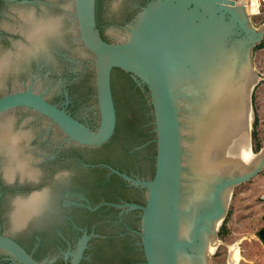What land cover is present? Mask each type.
I'll return each mask as SVG.
<instances>
[{
	"label": "water",
	"instance_id": "95a60500",
	"mask_svg": "<svg viewBox=\"0 0 264 264\" xmlns=\"http://www.w3.org/2000/svg\"><path fill=\"white\" fill-rule=\"evenodd\" d=\"M260 35L243 0H0V264H62L65 241L69 264H206L222 186L264 169V148L211 167L247 132ZM104 197L143 204L82 217ZM83 220L99 236L76 239Z\"/></svg>",
	"mask_w": 264,
	"mask_h": 264
},
{
	"label": "rangeland",
	"instance_id": "374dc122",
	"mask_svg": "<svg viewBox=\"0 0 264 264\" xmlns=\"http://www.w3.org/2000/svg\"><path fill=\"white\" fill-rule=\"evenodd\" d=\"M243 5L248 27L260 30L261 34L251 51L257 82L250 93L248 132L250 151L257 154L264 148V0H243ZM263 228L264 169L232 187L215 237L212 232V250H204L205 263L264 264V241L258 234Z\"/></svg>",
	"mask_w": 264,
	"mask_h": 264
},
{
	"label": "flooded vegetation",
	"instance_id": "af4514ba",
	"mask_svg": "<svg viewBox=\"0 0 264 264\" xmlns=\"http://www.w3.org/2000/svg\"><path fill=\"white\" fill-rule=\"evenodd\" d=\"M32 111V110H31ZM36 112V111H35ZM38 113V112H37ZM40 114V113H39ZM41 115V114H40ZM43 116V115H42ZM45 117V116H44ZM48 119V118H47ZM49 120V119H48ZM50 121V120H49ZM51 123V122H50ZM52 124H54V123H52ZM55 125V124H54ZM56 126V125H55ZM115 127H116V125H115ZM111 138V137H110ZM70 142H73V143H75V144H77V145H79V146H82V147H87V148H90V149H99V148H101V147H103V146H106V144H107V142L109 141H106V142H104V143H102L101 145H99V146H88V145H82V144H79V143H77V142H75V141H72V140H69ZM83 165H86V166H88L89 168H93V169H101L102 170V172H104V174L107 176V179H108V182H106V185H108L110 182H112V183H114V184H116V183H118V184H121V185H123L124 187H126L127 189H132V188H136V187H138V188H142L140 185H136V184H132L130 181H128V180H125V179H123L121 176H119L118 174H116V173H114V172H112L109 168H108V166L109 167H111V168H113V169H115V170H118L119 172H121V173H124V174H126V175H128V176H130V177H132V178H139V179H146V178H144V177H142V176H139V175H135V174H133V173H127V172H123V171H121V170H119V169H117V168H115V167H113V166H111V165H109V164H107V163H105V162H92V163H90V162H84L83 161V163H82ZM105 176V177H106ZM118 181V182H117ZM27 188V191H31V194L33 193V192H36V191H34V189L33 188H31V187H26ZM95 200H98V201H96V203L95 204H91L92 202H94ZM104 202H109V203H116V204H122V203H124V202H134V203H139V204H143V203H141V202H139V201H136V200H133V199H130V198H119V197H104V198H97V199H93V200H88V199H86V198H82V199H80V201L79 202H76V207L78 208V210L80 211V213H81V215H82V217H87V216H92V215H95V214H97V213H101V212H104L105 210H107V211H112V210H114V212L115 213H121V212H127V211H129L130 209H127L126 210V207H117V206H113V205H107V204H101V203H104ZM62 204H64V203H62ZM98 204H100L98 207H96L95 209H90V208H93V207H95L96 205H98ZM102 207V208H101ZM111 208H113V209H111ZM133 211H131V212H135V211H140V210H138V209H132ZM85 221L83 220V221H81V222H70V224H75V226H74V231H75V234H76V239H79L80 237H82L83 236V234L84 233H86V234H91V233H94L95 235L94 236H91L89 239H93V237H97V236H99L98 235V233H96L95 232V230H96V227H95V225H93L91 222H89V223H84ZM88 239V240H89ZM15 240V239H14ZM17 241V240H16ZM36 241V240H35ZM19 244H21L28 252H30L36 259H38V260H41V258H39V257H37L36 255H34V253H33V249H29V248H27L25 245H23L21 242H19V241H17ZM65 243H66V247L65 248H63V249H66V251L65 252H62L63 251V249H62V247H60V248H58V250H57V254L54 252V251H51V252H49V255H48V257H50L51 259H55V260H57L58 258H60V259H62V264H69L70 263V261H69V259H67V257H66V253L69 255L70 254V250L72 249V245H71V242H68V241H65ZM87 243H88V241H87ZM85 252H86V249H84V251H83V253H82V259L80 260V262H79V264H82V262H83V259L85 258ZM1 253H4L3 251H1L0 250V254ZM55 253V254H54ZM61 255H62V257H61ZM67 255V256H68ZM65 256V257H64Z\"/></svg>",
	"mask_w": 264,
	"mask_h": 264
},
{
	"label": "bare ground",
	"instance_id": "6f19581e",
	"mask_svg": "<svg viewBox=\"0 0 264 264\" xmlns=\"http://www.w3.org/2000/svg\"><path fill=\"white\" fill-rule=\"evenodd\" d=\"M249 118H250V110L247 106V132L245 133L242 139L234 140L233 145L230 148L228 145V140L222 137L219 147H225L224 152L217 154L215 161L211 165V167H217V172H221V171L224 172L226 170H230L231 172L233 171L235 163H226V161H242L241 166L234 173V175H238V174H242L246 172L245 170H247L248 167L252 164L254 160V156L257 154H253L250 151L249 133H248L249 132ZM231 189L232 188L230 187H225L224 185L222 186L220 205H219V210L222 209V211L221 212L218 211V215L215 217L214 228H208L205 245H204V250L206 251L212 250L213 246L211 245V242H210L212 240L211 239L212 232L214 231L213 237H215L216 228L224 217L226 206L230 198V194H231ZM204 255L206 256V252Z\"/></svg>",
	"mask_w": 264,
	"mask_h": 264
},
{
	"label": "clouds",
	"instance_id": "9594fccd",
	"mask_svg": "<svg viewBox=\"0 0 264 264\" xmlns=\"http://www.w3.org/2000/svg\"><path fill=\"white\" fill-rule=\"evenodd\" d=\"M69 175V173L67 172V171H65V172H60V173H57V179H59L61 176H68ZM15 206V201L13 202V207Z\"/></svg>",
	"mask_w": 264,
	"mask_h": 264
},
{
	"label": "trees",
	"instance_id": "16d2710c",
	"mask_svg": "<svg viewBox=\"0 0 264 264\" xmlns=\"http://www.w3.org/2000/svg\"><path fill=\"white\" fill-rule=\"evenodd\" d=\"M96 201H98V200H95L94 202H92L91 204L93 205V204H95L96 203ZM102 208V207H101ZM111 209H113V208H111ZM95 232L97 233V229L95 230Z\"/></svg>",
	"mask_w": 264,
	"mask_h": 264
}]
</instances>
